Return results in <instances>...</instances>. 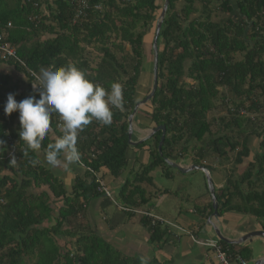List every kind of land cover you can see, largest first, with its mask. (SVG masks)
<instances>
[{
    "label": "trees",
    "instance_id": "16d2710c",
    "mask_svg": "<svg viewBox=\"0 0 264 264\" xmlns=\"http://www.w3.org/2000/svg\"><path fill=\"white\" fill-rule=\"evenodd\" d=\"M88 1L86 16L74 23V0H0V31L18 48L27 68L39 73L41 68L71 63L106 89L119 82L124 90L123 107L113 110L110 125L93 120L79 133L80 163L92 170H88L91 178H78L68 193L62 181L39 162L37 151L20 140L19 114L4 113L9 93L20 101L35 91L29 87L26 93L18 92L15 84L8 87V75H0V264H26L25 257L32 259L29 264H154L124 254L79 219L84 206L105 195L94 173L106 171L116 179L128 166V116L138 101L145 36L163 5L159 0ZM178 1L169 0L162 23L159 86L148 101L152 124L166 129L161 154L159 130L137 145L149 148V161L129 171L117 202L132 211L149 208L152 196L142 185L154 184L150 174L160 171L166 178L173 176L164 158L177 162L190 156L192 163L212 172L206 164L207 153L227 159L235 168L250 157L242 173L236 177L232 168L233 175L216 192L218 213L247 212L264 226V0H237L235 6L230 0H201L199 6H195L197 0H183L180 12ZM215 3L226 15L238 10L240 19L213 20L217 10L211 6ZM90 45L100 53L95 67ZM8 64L22 69L18 63ZM57 116H51L50 127L61 136ZM252 138L259 139V151L253 152ZM51 143L47 134L39 150L47 152ZM13 147L16 150L10 155ZM32 185L48 189L29 195L27 189ZM239 199L244 204L236 203ZM209 208L211 214L212 203ZM158 218L140 217L152 242H161L168 233L167 223ZM219 244L230 255L252 258L247 246L238 248L222 240Z\"/></svg>",
    "mask_w": 264,
    "mask_h": 264
},
{
    "label": "crops",
    "instance_id": "0c3cea01",
    "mask_svg": "<svg viewBox=\"0 0 264 264\" xmlns=\"http://www.w3.org/2000/svg\"><path fill=\"white\" fill-rule=\"evenodd\" d=\"M230 3L234 6L232 0H230ZM0 75H8L10 77L8 87L15 84L18 86V92L26 93L29 87H32L30 86L31 79L26 74L18 73L16 69L8 63L0 62ZM138 97L139 96H137V100L139 99ZM135 117L134 119L137 121L138 125L137 133L139 134V138L142 139L149 133L154 125L149 116L142 113V111H139ZM48 134L49 138L54 142L59 137L51 127ZM140 139L134 137V141ZM130 149L132 150L131 155H129ZM36 155L39 162L50 169L51 172L62 181L64 189L68 193L72 192L73 186L78 178L83 180H90L91 178L88 174L89 169L84 164L80 163V161L71 164L68 168L64 166L52 168L46 162V152L38 150ZM149 156V148L147 146L143 148L130 146L126 150L128 166L120 177L115 179L106 171L97 172V177H99L109 189L111 197L104 195L91 200L89 204L84 206L85 210L80 214L79 221L84 225L93 226L99 235L124 254L138 256L150 263L223 264L217 259L214 248L198 243V241L213 243L219 241L211 222L207 223V219L213 213L209 214V204L212 203L210 194L202 195V198H197V206L189 210L186 209L185 212L179 209L177 214L173 215V220H167L163 216L158 215L155 209L150 207L153 206L151 203L148 205L150 209L146 207L141 208L151 210L154 215L161 217L166 223H169H167L168 233L161 242H152L150 240V231L148 227L144 226L140 221L142 214H136L138 216L132 218L121 209L116 199L119 193H117V191L120 190L121 185L125 182L129 171L139 170L143 165L148 163ZM61 159L64 160V154H61ZM177 162L184 166L192 163L193 160L191 157L186 156L178 159ZM206 164H208L207 161ZM3 173L10 174L7 170H4ZM150 175L154 176V172ZM170 180H173V183H175V173H173ZM212 180L216 187V191L219 192L221 188L225 187L226 178L220 176L218 173L212 174ZM46 189H48L46 185H42L40 188L32 185L27 191L30 195L35 193L38 194V192L41 193ZM166 193L167 191L162 193L157 199V202L162 201L166 197ZM183 198V202L187 200V196ZM155 208L157 207L155 206ZM212 223L220 230L225 238L229 241L236 242H239L244 235L252 231L264 230L262 222L254 215H247L232 210L222 214L218 213L216 217L213 216ZM233 245L238 246V248L242 246L249 247L252 252V258L246 261L248 264H253L255 257L260 255L259 253L257 254L258 251L256 246L264 250V238L255 236L252 241H242L239 244ZM230 264L240 263L234 261Z\"/></svg>",
    "mask_w": 264,
    "mask_h": 264
},
{
    "label": "clouds",
    "instance_id": "9594fccd",
    "mask_svg": "<svg viewBox=\"0 0 264 264\" xmlns=\"http://www.w3.org/2000/svg\"><path fill=\"white\" fill-rule=\"evenodd\" d=\"M36 79L38 83L33 84L36 94L17 101L16 94L9 93L4 113L6 116L19 114L20 140L32 151L41 148L50 130V118L54 113L58 114L62 121V135L48 145L45 159L52 168H68L81 158L77 147L79 133L93 120L110 125L113 110L123 107V87L119 82H113L108 90L71 63L41 68ZM139 84L140 80L137 89ZM61 154H64V160ZM11 162L15 163V158Z\"/></svg>",
    "mask_w": 264,
    "mask_h": 264
},
{
    "label": "rangeland",
    "instance_id": "374dc122",
    "mask_svg": "<svg viewBox=\"0 0 264 264\" xmlns=\"http://www.w3.org/2000/svg\"><path fill=\"white\" fill-rule=\"evenodd\" d=\"M218 1V0H216ZM159 5H163L164 2L163 0H159L158 1ZM196 3L198 5L195 6H199L201 4V0H197ZM233 5L235 6L236 4V0H232ZM183 5V0H179L176 3V10L178 12H180V9ZM214 10H217L213 15L212 19L215 21H220V20H227L228 18H232L236 21H238L240 19V15L238 10H236V12H232L231 14H224L221 12V10L218 8V3L212 4L211 6ZM161 11V10H160ZM157 15V18L159 16V13ZM196 16V14L194 15ZM155 26H156V22L153 24V26L151 27V29L148 31V33L145 36V41H144V69L140 74L139 80H140V84H139V88H138V94L137 96H139L138 98L141 99L144 96L147 95L148 92H150V90L152 89V85H153V56L151 54V49H152V40H153V36L155 33ZM92 45L88 46V48L91 50L92 52V56H91V62L93 65V67H95L97 64V62L99 61V57H100V53L99 51H94L93 48H91ZM237 59L241 58V55H237L236 57ZM19 66L22 68L21 70L16 69V71L20 74H27L26 73V67H23L22 65L19 64ZM186 81L188 82V80L186 79ZM219 90H221L219 88ZM140 110L142 111V113L144 114H149L148 111L151 110V105L150 102L147 103V105L141 107L140 106ZM137 112V113H138ZM137 116V114H136ZM215 116V115H214ZM136 118V117H135ZM137 121L134 119V132L132 135V141H134V137L139 138V134L137 133ZM209 140V138H208ZM136 142V141H135ZM251 148L253 150V152L255 151H259L260 149V145H259V139H251ZM195 146V144L191 145V148ZM135 147V146H134ZM132 154V150L130 149V153L129 155ZM190 157V156H187ZM207 163L210 167H212V174L218 173L220 176L225 177L227 179L228 176H232L233 173H231V169L235 168V166H232L233 164L231 162H228L227 159H220L218 157V155H214L212 153H207ZM232 158V157H231ZM189 159V158H188ZM199 161V160H198ZM229 161H232L231 159H229ZM251 161L250 157H248L244 163H242L240 166L236 167L235 170L236 172L234 173V176L238 177L239 174L242 173L243 168L245 167V165H247L249 162ZM195 164V163H194ZM214 165V166H213ZM170 171H172L173 173H175V183H173V180H170V178H166L164 177L160 171L156 172L154 175V184L153 185H148V184H143L142 186L144 188H146L147 193L150 194L152 196L151 199V204H153V209H155V212L160 215L163 216L165 219L167 220H173V215L177 214V211L179 209H182L183 212L187 210H189L190 208H193L195 206H197L196 204V199L197 198H202V195H209V188L207 185V180L205 178V174L202 171H197V170H192L188 173H181L179 171H177L175 168H171L170 167ZM243 188L245 189V192L247 191V187L244 185ZM168 189L169 191H167V195L166 197L160 201L157 202V199L159 198V196L162 193H165L164 191ZM173 189V190H172ZM119 191H117L118 193ZM217 192V191H216ZM187 196V200L186 201H182L184 198L183 197ZM236 203H242L244 204V201L239 199L236 200ZM246 203V202H245ZM155 206L157 208H155ZM243 214H247L249 215L250 213L247 212H243ZM252 215V214H250ZM168 223V222H167ZM169 224V223H168ZM259 244V243H257ZM259 246H256L257 250H258ZM258 254V252H257ZM25 263L29 264L30 262H32V259H29L28 257H25Z\"/></svg>",
    "mask_w": 264,
    "mask_h": 264
},
{
    "label": "water",
    "instance_id": "95a60500",
    "mask_svg": "<svg viewBox=\"0 0 264 264\" xmlns=\"http://www.w3.org/2000/svg\"><path fill=\"white\" fill-rule=\"evenodd\" d=\"M168 6H169V0H164V4L162 6V9H161L159 16L157 18V21H156L155 33H154L153 40H152V56H153V85H152V89L144 97V99L136 102L132 113L128 116V144L130 146H137L138 144H141L142 142L147 140L150 136H152L153 134H155L156 132L161 130L162 133H161L160 141L158 144V150H159L160 154H161V149H162V145H163V142L165 139V133H166V129H165L164 125L154 126L153 128L150 129L149 133L146 136H144L142 139H140L136 142L132 141V134L134 131V117L137 114L140 106L143 105L144 103L148 102L153 97V95L155 94V92L159 86L158 85V60H159L158 39L160 36L162 23H163V20L165 18ZM164 161L168 165H170L172 168H175L177 171H179L183 174L188 173L192 170H197V171L199 170L205 174V178L207 180V185L209 188V194H210L211 200H212V207H213V213L207 219V223L211 222V225L213 226L219 240L225 241L228 244H237V243L239 244L242 241H247V240L252 241L253 237H255V236L264 238V230L252 231L251 233L244 235L239 242L229 241L227 238H225L221 234L220 230L216 226H214V224L212 223L213 216H215V217L218 216V205H219L218 200H217L216 195H215L216 194V187H215L214 182L212 180V172L204 165H198V164L190 163V164L182 166V164L176 162L175 160L169 159V158H164ZM257 251L260 255L258 257H255L253 264H264V250H263V248L262 249L258 248Z\"/></svg>",
    "mask_w": 264,
    "mask_h": 264
},
{
    "label": "built area",
    "instance_id": "2783aa9c",
    "mask_svg": "<svg viewBox=\"0 0 264 264\" xmlns=\"http://www.w3.org/2000/svg\"><path fill=\"white\" fill-rule=\"evenodd\" d=\"M74 2L76 4L74 19H73V21L75 23L76 20L81 19V18L86 16L85 10L89 8V1L88 0H74ZM9 26H11V24H9ZM6 39H7V34L5 32L0 31V60L5 62V63H9L10 61H12L14 63H18V64L22 65L23 67L27 68L25 61H23L18 56V48L15 45L7 42ZM26 73H27L26 75L31 79V86H32L31 89L33 91H35L33 89V84L38 83V81L36 79L38 73L29 69V68L26 69ZM56 126H57L58 130L63 131L62 121H61L59 115L57 116V119H56ZM8 140L10 143L14 142L11 139V137H8ZM15 150H16V148L13 147V150L10 152V155H13ZM88 169L91 170L90 168H88ZM94 174L96 175V182L99 183L100 191L104 192V194L106 196L111 197V192L109 191V189L104 185V183L100 180V178L97 177V174L96 173H94ZM121 209L125 212H136L137 214H142V216H147V217H151V218H155V219L159 220L158 217L154 216V214L151 212V210L134 209L132 211L128 207H121ZM161 221H163V220L161 219ZM153 223H154V221H153ZM198 243L203 244V245H208V246L214 248L217 259L220 262H222L223 264H230L231 262H234V261H237L240 264H248V262L246 260H244L240 255H230L228 253V251L222 245L219 244V242L213 243V242L198 241Z\"/></svg>",
    "mask_w": 264,
    "mask_h": 264
},
{
    "label": "flooded vegetation",
    "instance_id": "af4514ba",
    "mask_svg": "<svg viewBox=\"0 0 264 264\" xmlns=\"http://www.w3.org/2000/svg\"><path fill=\"white\" fill-rule=\"evenodd\" d=\"M136 92H137V94H138V89L136 90ZM148 93H149V92H148ZM148 93H147V94H148ZM144 97H145V96H144ZM144 97L141 98V99H138V101L144 99ZM143 105H144V104H143Z\"/></svg>",
    "mask_w": 264,
    "mask_h": 264
}]
</instances>
